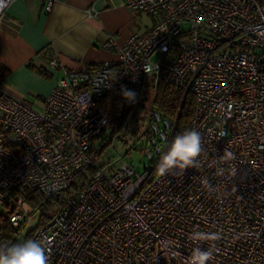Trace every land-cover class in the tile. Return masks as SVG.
Here are the masks:
<instances>
[{"label":"built area","instance_id":"2783aa9c","mask_svg":"<svg viewBox=\"0 0 264 264\" xmlns=\"http://www.w3.org/2000/svg\"><path fill=\"white\" fill-rule=\"evenodd\" d=\"M12 1L0 0V14ZM43 1L50 12L54 0ZM119 1L155 19L122 46L109 35L118 77L141 89L163 80L192 95L190 129L203 148L196 166L156 174L174 131L156 111L139 170L125 161L99 165V137L111 120L100 100L116 68H62L37 98L40 109L0 84V209L14 206L9 222L23 234L37 213L25 194L52 196L90 167L31 233L51 239L49 264H190L196 248L212 251L208 264H264V0ZM225 149L234 160L220 159Z\"/></svg>","mask_w":264,"mask_h":264},{"label":"crops","instance_id":"0c3cea01","mask_svg":"<svg viewBox=\"0 0 264 264\" xmlns=\"http://www.w3.org/2000/svg\"><path fill=\"white\" fill-rule=\"evenodd\" d=\"M141 14L119 0H54L50 12L44 10L43 0L12 1L0 14L1 86L42 108L37 98L51 91L60 69L118 63L117 48L105 46L108 37L113 35L122 46L132 33L149 29L155 18L146 15L144 22Z\"/></svg>","mask_w":264,"mask_h":264},{"label":"trees","instance_id":"16d2710c","mask_svg":"<svg viewBox=\"0 0 264 264\" xmlns=\"http://www.w3.org/2000/svg\"><path fill=\"white\" fill-rule=\"evenodd\" d=\"M114 66L116 68V74L113 80V86L100 100V105L105 112L109 114L111 120L109 126L99 137V141L103 143L100 152L96 156V161L101 160L100 163L97 162L99 165H106L109 163L112 165L111 161L102 160L105 146H109L114 140L127 143L125 139L126 135H128L130 139H134L137 135L136 126L138 122L136 121H139V118L143 117L140 116L141 111L145 113L144 104L140 99L144 91L139 86L122 83L118 77V63H114ZM32 68L43 76H51L50 73L43 68L34 66H32ZM125 88L137 93V102L128 103L124 100L121 93L122 89ZM152 90L151 112L156 111L163 119L174 124L172 139L178 133L190 130V120L194 111V99L192 95L189 93L184 95L182 90L163 80H158L155 88ZM141 119H144V117ZM153 121H155V119L152 113H150L148 119V132L151 131L150 128ZM92 172V168H84L73 176L66 188L49 197H44L42 193L37 190L28 191L25 194V198L33 209L36 210L37 213L35 216L37 219L36 225L23 234H20L22 226L15 227L9 222V215L13 211L14 206L5 205L0 209V246L12 245L30 239L33 229L45 223L51 215L63 205L67 198L73 195L75 191L86 182L88 176ZM1 210H4V212ZM20 236L22 237V241L19 240Z\"/></svg>","mask_w":264,"mask_h":264},{"label":"clouds","instance_id":"9594fccd","mask_svg":"<svg viewBox=\"0 0 264 264\" xmlns=\"http://www.w3.org/2000/svg\"><path fill=\"white\" fill-rule=\"evenodd\" d=\"M122 97L128 103L137 102V93L130 89H122ZM223 136L224 133H221ZM202 137L198 130H185L175 135L167 150L164 151L156 165L157 175L164 177L173 174L177 170L181 174L186 169L193 168L197 164V158L202 152ZM223 161L235 159L234 153L224 150L220 158ZM235 170L233 169V174ZM218 174L222 175L223 170L218 169ZM197 237L205 236L203 233H196ZM207 238L211 240L219 239V233H212ZM51 239L45 235L40 239H27L12 245L0 246V264H49L47 246ZM212 259V251H205L200 248L193 250L190 264H208Z\"/></svg>","mask_w":264,"mask_h":264},{"label":"rangeland","instance_id":"374dc122","mask_svg":"<svg viewBox=\"0 0 264 264\" xmlns=\"http://www.w3.org/2000/svg\"><path fill=\"white\" fill-rule=\"evenodd\" d=\"M141 18L144 22H147L149 17L146 15L141 14ZM160 56V53H157L153 60H156ZM144 93L140 97L142 103L144 104V112L141 111V115L144 119L139 118V121L137 124V135L134 137V139H130L128 135L125 136V139L127 143H121L118 140H114L109 146H105L103 151V159L102 160H109L111 162H115V164L118 161H125L135 166L137 170L140 169V165L147 162L146 157V151L151 148V144L148 142V135L150 134L148 132V119L151 113V102H152V96H153V90L151 87H147L145 89H142ZM135 122V123H136ZM102 144H100L101 146ZM102 147V146H101ZM96 162L100 163L101 160H97ZM4 212V210H1ZM36 219L37 217L34 215L31 217V220L29 223L24 227V230L22 233H25L30 228L34 227L36 225ZM19 240L22 241V237H19Z\"/></svg>","mask_w":264,"mask_h":264},{"label":"water","instance_id":"95a60500","mask_svg":"<svg viewBox=\"0 0 264 264\" xmlns=\"http://www.w3.org/2000/svg\"><path fill=\"white\" fill-rule=\"evenodd\" d=\"M172 137H173V134H172V136H171V139H172ZM171 139H170V141H171Z\"/></svg>","mask_w":264,"mask_h":264}]
</instances>
